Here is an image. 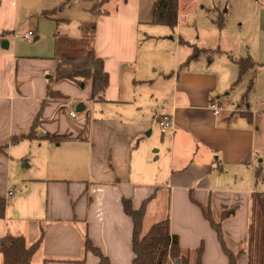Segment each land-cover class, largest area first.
Returning <instances> with one entry per match:
<instances>
[{
  "label": "crops",
  "instance_id": "crops-1",
  "mask_svg": "<svg viewBox=\"0 0 264 264\" xmlns=\"http://www.w3.org/2000/svg\"><path fill=\"white\" fill-rule=\"evenodd\" d=\"M64 1L2 0L0 4V197L16 203L8 195L14 143L29 139L12 142L14 137L28 134L37 121L39 132L61 138L52 142L38 135L29 140L30 146L42 150L45 161L46 151L56 154L47 162L45 214L33 219L27 208L21 218V212L10 211L9 203L5 220L0 223V234H8L10 224H17L13 230L20 231L21 220L26 224L23 236L27 245L43 234L32 264H99V257L86 251V236L111 264H132L133 220L125 214L122 200L130 199L134 209L148 200L144 234L153 224L169 219L170 231L178 236L181 253L188 257L189 264H197L201 249V264H229L203 210H210L219 219L221 212L235 208V213L222 222L223 237L228 249L238 254L237 264H247V256L239 253L247 249L251 197L258 187L253 176L257 166V131L253 122H233L221 114L215 116L206 99L196 92L195 88L202 86L209 94L217 93L221 85L217 74L198 73L199 69L192 68L193 73L183 75L180 83L178 75L177 80L170 78L175 85L172 106L163 113L173 121V137L166 142V180L157 184L134 178L137 163L129 139L135 132H129L130 126L91 121L86 103H81L85 98L78 84L67 80L49 83L58 64L57 35L62 30L71 32L72 16L61 15L71 2L57 14V21L46 19L43 11ZM155 1L99 0L82 9L94 16L93 22L97 24L96 54L104 60L110 76L103 96L108 103L122 98V81L128 75L123 70L137 59L139 33L142 26L151 25ZM101 3L110 8L101 7V12L95 14L91 9ZM24 21L28 28L21 33L35 32L31 43L15 37L20 35L19 25ZM3 40L9 42L8 49L1 47ZM72 104L85 106L83 117H73L74 110L68 112ZM132 126L135 138L141 128ZM63 141L66 143L62 144ZM62 146L68 149L61 151ZM23 156L24 153L19 158ZM77 166L86 167L87 176H80ZM44 173L40 175L44 177ZM14 213L19 221L12 218Z\"/></svg>",
  "mask_w": 264,
  "mask_h": 264
},
{
  "label": "rangeland",
  "instance_id": "rangeland-1",
  "mask_svg": "<svg viewBox=\"0 0 264 264\" xmlns=\"http://www.w3.org/2000/svg\"><path fill=\"white\" fill-rule=\"evenodd\" d=\"M69 1L70 5H67L66 11L61 15L65 18L72 16L71 32L63 30L61 32L77 36L82 23L95 20L94 16L85 14L82 9L85 6L90 8L99 0L92 3L87 0ZM109 8L110 5L102 6V9ZM179 9L178 25L173 30L152 24L141 27L137 59L123 70L128 72V75L123 78L122 98L119 101L108 103L104 97L93 99L91 80L83 82L84 85L87 83V86L83 87V83L78 85L85 98L81 103H86V113L89 112L90 120L93 122L102 120L101 123L107 122V126H112L116 122H120L125 128L130 126L129 132L135 133L132 139H129V143L132 144L133 156L137 163L133 177L159 184L166 180L168 164L166 142L173 137L169 130L162 134L159 121L166 112L165 108L172 106L175 85L170 78L175 77L177 80L178 75L177 81L180 83L183 75L193 73L192 68L199 69L198 73L208 71L209 74L218 75L221 84L219 91L209 94L207 89L198 86L195 88L196 92L206 99L208 106L209 98L218 101L223 108L221 117H227L233 122L248 123L249 120L253 122L252 127L257 131L254 162L257 166L261 163L264 169V115L257 117L252 113L264 112V0H180ZM221 13L225 17L223 29H219L213 23ZM27 28L28 25L24 21L19 25L20 34ZM194 48L207 49L211 52L201 54L198 59L186 65L188 57L194 54ZM226 53L234 58L249 55L259 65L236 84L238 67ZM77 105L69 106L68 112L74 110L78 118L83 117L85 111L76 112ZM69 117L76 121L70 115ZM132 124L141 128L135 138L136 130ZM99 129H104L108 133L110 131L103 126ZM40 134L44 132H39V136ZM52 142L44 143L53 145ZM30 143L32 142L29 140L14 143L16 150L12 164L13 177L9 183V189L11 188L9 191L13 194H9V199L16 200V203L10 201L8 204L10 203V211L21 212V218H24L25 210L28 208L33 215L32 218L37 219L40 213L45 214L46 211V188L49 182L47 162L55 158L56 154L46 151L45 161L41 154L42 150L30 146ZM64 143L66 141L62 142ZM65 147L67 146H62L60 150L68 149ZM23 153L24 156L19 158ZM76 169L80 176H87L86 167L77 166ZM43 172L44 177L40 175ZM257 189L264 191V184L260 183ZM12 218L19 221L16 213ZM16 225L10 224L8 234L24 235L25 222L20 221L19 226L22 227L20 231L13 230Z\"/></svg>",
  "mask_w": 264,
  "mask_h": 264
},
{
  "label": "trees",
  "instance_id": "trees-1",
  "mask_svg": "<svg viewBox=\"0 0 264 264\" xmlns=\"http://www.w3.org/2000/svg\"><path fill=\"white\" fill-rule=\"evenodd\" d=\"M2 0H0L1 4ZM69 4L65 0L58 7L43 11V16L49 20H56L57 14ZM99 6H94L91 10L99 14ZM57 21V20H56ZM179 21V0H156L152 10V20L150 24L166 26L175 29ZM59 22V21H58ZM64 22L70 24V21ZM213 23L219 28L225 27V17L221 13ZM96 22L82 23L77 36L69 34H58L56 38V60L58 62L56 73L50 76L49 83H57L63 80L80 85L86 80L92 82L93 99L102 98L110 85V76L105 68L104 60L96 54L95 38ZM4 35L8 33H3ZM182 43V40L180 41ZM194 54L190 55L185 62L188 65L191 61L198 59L203 53H210L211 50L194 48ZM222 53V52H221ZM228 58L238 67V82L250 71H254L259 63L251 56L234 58L226 53ZM173 74V73H172ZM37 121L32 126L31 131L20 137H14L12 142L22 139H36L39 131L36 127ZM52 141L58 142L60 137L46 135ZM1 151V150H0ZM255 186L264 184V169L261 163L253 170ZM149 201L143 202L139 209H134L132 201L123 198V209L126 215L133 220L132 250L134 258L132 264H189L187 256L182 255L180 241L177 235L170 231V221H163L153 224L144 234L143 217ZM8 201L0 197V223L5 220ZM206 220L216 232L222 245L224 253L229 258V264H237L238 254L230 251L223 237L222 222L235 213V208L221 212L219 219H215L210 210H203ZM248 245L245 251L239 254L247 256V264H264V191L256 189L251 197L250 222L248 229ZM44 238H40L31 245H27L26 238L19 234H0V259L1 264H32V259L39 249ZM85 248L87 252H92L99 257V264H111L98 248H96L89 237L85 238ZM202 249L199 250L197 264H201Z\"/></svg>",
  "mask_w": 264,
  "mask_h": 264
},
{
  "label": "built area",
  "instance_id": "built-area-1",
  "mask_svg": "<svg viewBox=\"0 0 264 264\" xmlns=\"http://www.w3.org/2000/svg\"><path fill=\"white\" fill-rule=\"evenodd\" d=\"M15 37L20 38L23 41H26L28 43H31L34 41L35 32L33 30H28L23 34H20V35L16 34ZM209 101H210L209 109L212 111V113L215 116H219L220 114H222L223 108L221 107L220 103L212 98H209ZM252 113L253 115H256L257 117H260V115H264V112L254 111ZM71 115L75 117L76 113L72 112ZM160 127H161L162 134H165L166 132H168V130L170 131L173 127L172 117L170 115H164L162 119H160ZM9 194L12 195L13 192L9 191L8 195Z\"/></svg>",
  "mask_w": 264,
  "mask_h": 264
},
{
  "label": "water",
  "instance_id": "water-1",
  "mask_svg": "<svg viewBox=\"0 0 264 264\" xmlns=\"http://www.w3.org/2000/svg\"><path fill=\"white\" fill-rule=\"evenodd\" d=\"M1 47L4 48V49H8V47H9V42H8L7 40H3V41H1ZM82 86H83V87L85 86L84 83L82 84ZM84 109H85V106L82 105V104H79V105L77 106V108H76V111H77V112H82V111H84ZM149 134H150V132H149ZM40 136H46V135H45V134H40ZM176 264H179V261H177Z\"/></svg>",
  "mask_w": 264,
  "mask_h": 264
}]
</instances>
